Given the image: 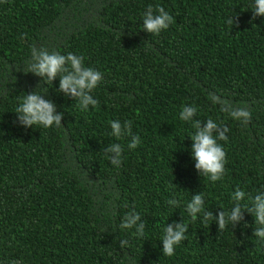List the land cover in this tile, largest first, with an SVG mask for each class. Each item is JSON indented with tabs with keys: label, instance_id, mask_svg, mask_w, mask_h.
I'll list each match as a JSON object with an SVG mask.
<instances>
[{
	"label": "trees",
	"instance_id": "16d2710c",
	"mask_svg": "<svg viewBox=\"0 0 264 264\" xmlns=\"http://www.w3.org/2000/svg\"><path fill=\"white\" fill-rule=\"evenodd\" d=\"M149 6L173 18L159 35L142 28ZM251 10L252 0H0V264H264L251 214L219 232L214 218L205 224L186 211L198 193L217 216L234 207L237 189L248 206L264 192V17L249 23ZM33 46L99 71L97 106L82 110L59 91V76L36 89ZM35 89L63 113L60 127L19 122L16 109ZM225 100L250 121L222 111ZM185 106L201 126L211 118L228 129L219 181L195 167ZM117 120L131 123L119 140ZM132 136L140 143L129 149ZM113 143L123 149L119 166L105 151ZM131 212L142 237L120 227ZM174 222L189 229L167 257L161 239Z\"/></svg>",
	"mask_w": 264,
	"mask_h": 264
},
{
	"label": "clouds",
	"instance_id": "9594fccd",
	"mask_svg": "<svg viewBox=\"0 0 264 264\" xmlns=\"http://www.w3.org/2000/svg\"><path fill=\"white\" fill-rule=\"evenodd\" d=\"M156 11L158 14H154L151 6L145 11L143 17V29L152 35H159L162 30H166L172 23L173 18L169 15L163 7L157 6ZM252 20L256 17H264V0H252ZM231 27L238 26L236 16L230 18L227 21ZM31 72L36 76L42 78L41 82L37 85L41 87L47 85L49 82L60 77L59 91L63 92L65 96H71L78 102V106L82 110H88L89 106H97V100L91 95L92 91L98 86L102 80V74L93 68L85 67L83 64V58L78 57L73 53L62 55L59 52H49L46 49H37L35 46L31 50V61L27 66V73ZM33 90L27 93L23 98L21 104L16 109V114L19 122L26 128L39 125L44 128H49L55 125L61 126V118L63 113L56 114V105L50 100L44 99V94L47 92H38ZM213 103H217L216 97L211 94ZM222 111L229 113V115L242 123L246 124L250 121L251 114L245 108H233L231 104L225 100L222 104ZM197 113V109L192 106H185L180 113V120L194 122L196 131L191 135L193 141L191 147V154L196 161L195 167L199 170L202 177L206 178L210 182H216L222 179L225 173L226 153L223 150L222 145L218 141L227 140V131L225 127H221L211 118H209L203 126L199 120H192V117ZM110 126L112 129L111 135L117 140L123 136L130 134L131 123L125 121L123 129L120 121H111ZM215 133V134H214ZM140 143L139 136H132V142L128 145L129 149H134ZM110 154L111 163L115 166L121 164L122 146L119 143H113L111 147L105 150ZM246 193L240 189H237L233 193L234 207L230 212L220 211L217 216H213L210 211L204 209V198L202 194L198 193L192 196L190 202L186 205V211L193 220H196L198 214H202L203 223H207L210 219H215V223L218 226V231L222 232L229 225L232 228L244 220V213L248 212L254 217L255 223L258 225L254 229L253 236L264 242V192H260L254 197H249L251 206L242 203L244 201ZM170 205L179 206V201L176 199L169 200ZM141 221L139 213L131 212L126 214L120 227L123 229H131L135 227L136 235L142 237L144 235L145 225ZM139 222V223H138ZM188 225L179 222L173 224H167L164 229V235L161 239L163 243L162 253L164 256L171 257L175 253V248L186 239V233L188 232ZM127 240L120 241V246L123 248L127 245ZM18 264V262H13Z\"/></svg>",
	"mask_w": 264,
	"mask_h": 264
}]
</instances>
